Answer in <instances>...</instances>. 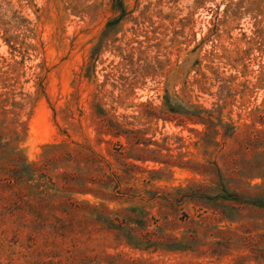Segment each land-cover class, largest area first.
Segmentation results:
<instances>
[{
  "label": "rangeland",
  "instance_id": "obj_1",
  "mask_svg": "<svg viewBox=\"0 0 264 264\" xmlns=\"http://www.w3.org/2000/svg\"><path fill=\"white\" fill-rule=\"evenodd\" d=\"M120 1L0 0V264H264V0Z\"/></svg>",
  "mask_w": 264,
  "mask_h": 264
},
{
  "label": "trees",
  "instance_id": "obj_2",
  "mask_svg": "<svg viewBox=\"0 0 264 264\" xmlns=\"http://www.w3.org/2000/svg\"><path fill=\"white\" fill-rule=\"evenodd\" d=\"M118 9L121 11V16L114 19V20H111L108 23L107 32L113 30L122 21L124 15H125L124 5L120 0L118 3ZM201 198L208 201V202H216V203H218L220 201L223 203L234 202V203H240V204H246V205H250V206L264 208V197L248 199L246 197L241 196L238 193H228L227 191H222V194H221V193H219V191L214 190L212 192H208L206 195H204Z\"/></svg>",
  "mask_w": 264,
  "mask_h": 264
}]
</instances>
